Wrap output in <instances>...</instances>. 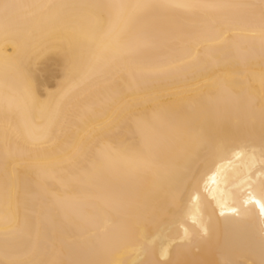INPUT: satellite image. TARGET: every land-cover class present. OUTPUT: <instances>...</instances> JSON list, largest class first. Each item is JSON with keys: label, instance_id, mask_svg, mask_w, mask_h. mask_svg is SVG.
<instances>
[{"label": "bare ground", "instance_id": "bare-ground-1", "mask_svg": "<svg viewBox=\"0 0 264 264\" xmlns=\"http://www.w3.org/2000/svg\"><path fill=\"white\" fill-rule=\"evenodd\" d=\"M260 204L264 0H0V264H264Z\"/></svg>", "mask_w": 264, "mask_h": 264}, {"label": "snow or ice", "instance_id": "snow-or-ice-1", "mask_svg": "<svg viewBox=\"0 0 264 264\" xmlns=\"http://www.w3.org/2000/svg\"><path fill=\"white\" fill-rule=\"evenodd\" d=\"M257 203L259 202L257 201ZM260 207H261V210L264 211V204H260Z\"/></svg>", "mask_w": 264, "mask_h": 264}]
</instances>
